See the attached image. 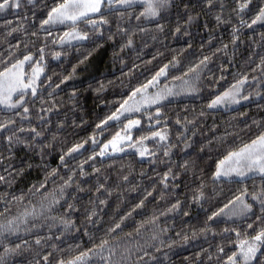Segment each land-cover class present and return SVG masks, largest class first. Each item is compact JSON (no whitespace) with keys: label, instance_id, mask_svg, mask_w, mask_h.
Returning <instances> with one entry per match:
<instances>
[{"label":"snow or ice","instance_id":"1","mask_svg":"<svg viewBox=\"0 0 264 264\" xmlns=\"http://www.w3.org/2000/svg\"><path fill=\"white\" fill-rule=\"evenodd\" d=\"M31 2L32 0H28V3ZM23 3L24 0H0V13L11 12L16 21L15 27L12 26V20L3 22L5 32L9 36L15 31L24 30L22 21L26 18L16 15L21 11ZM181 5L182 14L179 12ZM234 5L229 9L237 18V22L231 26V39L228 42L221 41L215 52L227 54L229 43L235 50L240 42L241 28L252 29L254 25L258 24L264 27V0H261L258 9L253 10L250 17H246L245 13L250 9L251 0H234ZM173 6L178 9V14L175 24L170 28V33L173 36L188 37L185 46L180 48L176 55H172L171 60L162 63L143 83L132 87L119 107L96 123L89 137L95 146L97 144L96 136L101 131V126L106 125V121L118 120L125 113L132 114L131 118L125 119L122 130H117L109 139L99 144V155L105 156L108 150L121 152L124 148H132L135 149L136 155L152 157L155 160L156 152L150 150V145L154 142L157 150H162L163 156L168 157V163L165 164L163 173L156 174L158 183L161 185L160 195L156 199H163L169 191H172L171 202L162 212L159 209H154L153 214L149 218L137 222L132 231L117 235V232L121 230V222L132 215L134 209L142 208L145 199L152 195V192L146 189L144 197L132 205L124 215L120 216L119 221L107 229L98 243L93 242L91 247H86L83 250H80V245L77 244L75 254H70L65 258L64 250L59 247L58 242L67 233L78 230L79 225L73 213L78 207H83L84 216L80 224L85 225L84 233L88 235L86 225L99 222L97 217L100 206L106 203L114 189L106 183L109 179L107 176L103 177L105 183L97 179L95 185L89 189L92 195L87 204L81 205L77 194L82 193L85 189L82 187L81 181L74 179L77 175V168L70 169L65 178L60 175V170L57 167L48 168L45 165L46 171H44L42 179L29 184L26 192L16 194L11 191H4L0 193V202L4 205L3 209L0 210V264H12L11 257L20 255L22 250L27 251L33 248L34 255L28 264H93L90 257L94 256L100 257L96 264H162L158 255L163 254L165 259L168 258L167 252L161 253L162 249L167 248L171 251L177 244H188L191 240H197L201 237L207 238L209 235L215 236L221 233H235L237 239L234 250L225 254V249L221 244L216 245L214 252L211 247L201 248L194 253L193 257L186 256L184 258L185 264H213V256L216 257L215 264H264V131H259L257 135L246 142L228 148L220 155L219 159L215 161L214 170H211L210 173L212 178L211 189H208L205 183L206 177L203 169L195 161L191 159H184L180 163L171 161L172 149L175 145L169 142L167 124L164 125V130H161L160 127H154L133 136L134 130L140 131L137 126H141V118L134 113L141 112L142 105H156V115L154 116L152 112H148L147 115L158 124L159 121L156 120V116L162 115L161 102L169 96L179 94L173 91L172 87L159 88L158 84L161 77L167 76L170 67L180 64L177 55L183 53L185 48L191 49L190 26L202 14L206 17L208 14H212L217 26L231 21V17L225 20L222 14L225 7L223 3L219 4V11H215L217 0H195V2L193 0H179V3L177 0H56L54 5L47 10V15L40 19L39 28L32 35H37V32L42 33L44 37L52 39L53 43L57 45H64L66 41L71 40L91 41L94 47L88 50L87 55H82L77 64L87 61L88 56L106 42H112L114 46L113 56L115 59H120V53L125 49L132 48L135 44L136 35L147 32L148 26L154 28L157 33H162L164 23H155V21H163L164 14L169 13ZM133 20L136 23H133ZM57 24L71 25L70 28L64 29L59 40L52 37L46 27ZM141 24L145 26L142 27ZM204 27L207 28L208 24L205 23ZM24 34L27 35V31H24ZM260 35L261 40L264 41V32ZM155 38L153 35L152 39ZM249 38L251 39V37ZM212 39L210 34L209 40ZM20 43V40L16 41L17 45ZM117 44L118 48L115 47ZM258 46L261 48L258 59L251 60L250 58L249 63L252 66L247 71L236 73L231 83H227V86L223 87L222 90L217 87V82L224 80V73L230 65L221 64V75H212L211 80L208 81V87L215 88V92L207 101L208 110L216 109L221 105H239L242 101H248L252 95L261 96L259 90L245 91V86L249 81L257 84L258 88H264V43H260ZM201 47L204 45L201 44ZM8 48L9 51L2 54L3 58L0 59V106H3L5 110L12 109L13 113L12 116H4L3 119H0V130L2 133H6V135H2V139L7 144L6 150L9 157L14 155L12 149L19 144L26 149L39 151L41 158H43L45 145L37 144L36 140L38 137H44L45 131L38 130L36 125L31 122L25 127L24 117L30 114L29 92L33 102L39 95L40 85L37 82L40 80L41 73L44 72L45 46L41 44L39 58L36 63L31 64L30 72H26L25 69L26 64L34 59L33 52L26 50L22 56L17 58L14 55L16 49L11 44L8 45ZM25 49H27L26 45ZM52 55L59 57L62 53L56 51ZM156 55L161 54L157 52ZM228 58L231 59V56ZM211 59V52L208 55L194 57L184 66V71L179 76H172L171 79L181 82L183 85L181 91L197 92L199 89L196 85L202 81V74L209 68ZM121 63H123L122 59ZM76 66V64L72 66L73 72L64 75L60 83L69 80L75 74ZM132 67L135 68L136 64H133ZM249 73L254 74L249 75ZM50 80L51 77H48L44 83H48ZM109 83L111 82L100 81L94 91L96 93L104 92ZM55 87L59 89V85H55ZM154 87L157 90L150 92L149 89ZM78 95L76 88H72L69 102L73 106L76 105ZM48 96L51 100V107L45 108V100L43 96H40L36 113V119L45 125V128H47V124H45L41 113H50L53 108L58 106V102L53 98L51 92L48 93ZM137 97L139 98L137 99ZM261 98L264 99V97ZM101 102L103 103V101ZM33 106L36 105L33 103ZM17 108L20 111H15ZM199 115L204 116L205 111H201ZM240 115H244V113H240ZM16 117H21L19 126H17ZM164 119L166 120L167 117ZM47 123L50 124L51 121L49 120ZM64 123L63 120L57 121L52 134L53 140L63 131ZM176 123L182 124L185 129V131L178 132L177 136L183 138V146L188 148L192 137L184 138L185 132L188 125L195 127L194 121L185 116L183 121L177 117ZM227 136L228 133L225 132L219 137L214 136L212 139L217 144H223L226 142ZM86 143L87 139H82L67 147L66 152L62 150V154L59 155V163L64 169H68L65 157L72 158L73 155L80 154V150L84 148ZM207 143L209 150H211V142ZM201 150H203V145ZM96 155L97 153L93 151L88 159L91 160ZM0 163L7 164L6 168H0V173H2L0 174V184H5L11 189L15 177L23 174L25 169L23 167L19 170L13 168L11 164H8L7 158L3 154H0ZM83 164L84 161L82 160L78 165L80 176L87 175ZM26 167L31 168L32 164L28 163ZM92 171L97 172L98 169L93 166ZM257 174H259V184L256 182ZM189 176H191V179L188 180L191 185V195L184 197L182 201L180 196H183V193L175 194V190L179 188L176 181L181 177L188 179ZM57 178L61 180L60 184L55 183ZM121 179L127 182L128 176L124 175ZM226 179L235 180L237 184H241V180H252V186L249 188L247 184H241L234 192L230 190L223 201H217L218 206L215 207V210L210 211V214H207L203 221L196 225H185L183 231H177L175 233L177 239L165 237L169 228L167 225H160V216L180 211H183L184 216H188L189 212L184 210V203L203 207L204 203L212 197L224 196L223 191L217 189V184ZM49 180L52 182L51 188L47 187ZM170 180L172 181L171 187H169ZM151 187L155 189L156 184ZM185 188L187 190L188 185H185ZM34 196H39L36 203L30 199ZM14 204L17 209L15 214L12 212ZM21 204L25 205L22 211L20 210ZM254 208H258V213L253 211ZM58 209H62V212ZM253 216L255 219L249 220ZM224 218L231 219L233 226L218 229L216 225ZM236 220L244 221L243 233L240 227L235 224ZM146 225H150V227L146 228ZM53 229L55 233L52 231ZM33 230H36L35 233ZM249 230L251 231L249 232ZM21 232L28 235L27 240L21 238L19 235ZM41 232H44L45 235H41ZM166 239L167 242H165ZM228 243L233 242L229 240ZM71 248L72 246H69L70 250ZM43 249L47 250L44 251ZM221 256L223 259L220 258Z\"/></svg>","mask_w":264,"mask_h":264},{"label":"trees","instance_id":"2","mask_svg":"<svg viewBox=\"0 0 264 264\" xmlns=\"http://www.w3.org/2000/svg\"><path fill=\"white\" fill-rule=\"evenodd\" d=\"M55 2L56 0H32L31 3H28V0H24L21 11L16 13V15L26 18L22 21L24 30L15 31L10 36L6 34L3 22L12 20V26L15 27L16 21L11 12L0 13V59L3 58L2 54H6L9 51V44L16 49L14 55L17 58L22 56L26 50L32 51L34 59L26 64L25 69L26 72H30L31 64L36 63L39 58L41 44L45 46L44 72L41 73L40 80L37 82L40 85L38 89L39 95L33 102L31 93L29 92L30 114L24 117L25 127L31 122L36 125L38 130L45 131V136L38 137L36 140L37 144L42 143L45 145L43 158H41L39 151L26 149L23 145L19 144L12 149L14 155L9 157L6 150L7 144L2 139V135H6V133H2V130H0V154H3L7 158L8 164H11L13 168L19 170L23 167L25 169L23 174L15 177L11 189L5 184H0V193L4 191H11L16 194L26 192L29 184L42 179L44 171H46L45 165L48 168L57 167L60 170V175L65 178L70 169L77 168V175L74 179L81 181L82 187L85 189L77 195L80 198L79 203L86 205L92 195L89 189L95 185L97 179L105 183L103 177L107 176L109 179L106 183L114 191L107 198L106 203L100 206L97 217L99 222L86 225L88 235H85V225L80 224L84 216V209L83 207H78L73 213L79 225L78 230L67 233L58 242L59 247L64 250L63 255L67 258L70 254H75V246L77 244L80 245V250H83L86 247H91L93 242L98 243L103 238L107 229L113 223L119 221L120 216L124 215L132 205L144 197L146 189L150 190L152 195L145 199V204L142 208L134 209L133 214L121 222V230L117 232V235L132 231L135 229L137 222L149 218L153 214L154 209H159L162 212L167 207V204L171 202L173 198L172 191H169L165 198L156 199L160 195L161 190V185L158 183V176L156 174L163 173L165 164L168 163V157L163 156L162 150H157L154 142L151 143L150 150L156 152L155 160L152 157L141 160L135 153L111 154L106 152L105 156L99 155V144L109 139L117 130H122L125 119L131 118V115L118 121H106V125L101 126V131L96 136L97 144L95 146L89 137L96 123L100 119H103L105 115L115 111L131 91L132 87L143 83L162 63L171 60L172 55H176L179 49L185 46V41L189 38L171 35L170 28L175 24L178 14V9L176 6H173L169 13L164 14L163 21H155V23H164L163 32L157 33L154 28L148 26L147 32L136 35L135 44L132 48L125 49L120 53V59H115L113 56L114 46L112 42H106L102 47L92 52L88 56L87 61L77 64L80 57L87 55L88 50L94 47L91 41H77L72 44L57 45L53 43L52 39L44 37L42 33L37 32V35H32L39 28L40 19L47 15V10ZM260 2L261 0H251L250 9L245 13V16L250 17L253 14V10L258 9ZM177 3H179V0H177ZM220 3L225 5L222 13L225 20L231 17V21L217 26L212 14H208L207 17L202 14L189 29L192 44L191 49L185 48L183 53H179L177 59L180 60V64L170 67L167 76L159 80L161 87L179 81H174L171 77L179 76L184 71V66L193 60L194 57L208 55L211 52L212 59L209 62V68L202 74V81L196 85L199 91L192 92V95L188 97L161 103L162 115L156 116V120L159 121L158 124L153 121L152 117L147 115L148 112H152L154 116L156 115V105L136 113L135 115L141 118V126H137L140 128V131H133V136H135L139 135L142 131H147L154 127H160L161 130H164V125L167 124L169 142L175 145L172 149L171 161L175 163H180L184 159L195 161L205 173V183L208 189L212 188L211 170H214L215 161L219 159L220 155L226 149L246 142L254 135H257L259 131H264V99L261 98L264 97V88H258V85L251 81L245 86V91L254 92L259 90L261 91V96L252 95L248 101H242L238 106L233 108L207 109V101L211 99V94L215 92V88L208 87V81L211 80L212 75H221L220 65H230L224 73V80L217 82V87L222 90L223 87L227 86V83H231L236 73L247 71L252 66L249 63V59H258V56L261 54V48L258 45L264 43L260 35L264 32V27L254 25L252 29H240V42L235 50H233V46L229 43L227 54L215 52L221 41L228 42L231 39V26L237 22L236 16L229 10L235 6L234 0H217L215 11H219ZM179 12L183 13L182 5ZM133 23H136V21L133 20ZM205 23L208 24L207 28L204 27ZM141 26L145 25L141 24ZM46 27L52 37L59 40L64 29L66 27L70 28L71 25H51ZM81 27H83V24H81ZM24 31H27L28 34L25 35ZM210 34L213 37L212 40H209ZM153 35H155V39H152ZM17 40H20V45L16 44ZM201 44L204 47H201ZM25 45L27 49H25ZM115 47L118 48V44ZM56 51L61 52L62 55L54 57L52 53ZM157 52L161 55L157 56ZM229 56H231V59L228 58ZM121 59L123 63H121ZM74 64L77 65L75 74L69 80L60 83L64 75L73 72L72 66ZM133 64H136L135 68L132 67ZM252 74L254 73H249V75ZM48 77H51V80L48 83H44L45 80H48ZM100 81H110L111 83L106 86L104 92L96 93L94 89ZM55 85H59V89ZM72 88H76L79 93L75 106L69 102ZM49 92L52 93L53 98L58 102V106L53 108L50 113H41L45 124H47V128H45V125H42L36 119V113L38 111L37 106H39L40 96H43L45 100L44 107H51V100L48 96ZM33 103L36 106H33ZM15 111H20V109L17 108ZM201 111H205L204 116L199 115ZM12 113V109L5 110L0 107V119H3L4 116H12ZM240 113H244V115H240ZM185 116L189 120H193L195 125V127L188 125L185 132L184 138L188 136L192 137L188 148H184L182 143L183 138L177 136L178 132L185 131V129L182 124L176 123V119L179 117L183 121ZM164 117H167V119L165 120ZM16 120L17 126H19L21 117H16ZM49 120L51 121L50 124L47 123ZM59 120L65 121L62 126L63 131L53 140L52 134ZM82 120L83 123H81ZM225 132L228 133L225 143L217 144L216 141H213L212 138L214 136L219 137ZM82 139H87V143L80 150V154L73 155L72 158H69V156L65 157L68 169H64L59 163V155L62 154V150L66 152L67 147H70L72 143ZM207 142H211V150H209ZM202 145L203 150H201ZM93 151L97 155L89 160L88 157ZM82 160L84 161L82 166L87 173L86 176L79 175L78 165H80ZM162 160L164 161L163 163L161 162ZM28 163L32 164L31 168L26 167ZM93 166L98 169L97 172L92 171ZM6 167L7 164L0 163V168ZM124 175L128 176L127 182L121 179ZM197 175L199 176V174ZM13 176H15V173H13ZM190 179L191 176L188 179L181 177L176 181L179 188L175 190V194L179 195L183 193V196H180L182 201L184 197L191 195V185L188 183ZM256 182L257 184L260 183L259 175L256 176ZM55 183L60 184L61 180L57 178ZM171 183L172 181L170 180L169 187H171ZM153 184H156L155 189L151 187ZM241 184H247L251 188L252 180H241ZM241 184H237L235 180L227 179L218 183L217 189L222 190L224 196L212 197L204 203L203 207L184 203V210L189 212L188 216H184L183 211L160 216V225H167L169 228L165 237L177 239L175 233L183 231L185 225H196L203 221L206 215L210 214V211L215 210V207L218 206V200L223 201L224 197L228 196L230 190L234 192ZM185 185H188L187 190ZM47 187H52L51 180H49ZM73 187H75V184H73ZM30 199L33 203H36L39 200V196H34ZM3 207V203L0 202V210ZM24 207L25 205L21 204L20 210L22 211ZM16 210V205L14 204L12 206L13 214L16 213ZM58 211L62 212V209H58ZM253 211L258 213V208H254ZM254 219V216L249 218V220ZM235 224L240 227L243 233L245 228L244 221L236 220ZM216 226L218 229L225 226L231 227L233 226V222L232 220L221 221ZM145 227L148 228L150 225H146ZM33 231L35 233L36 230ZM52 231L55 233L54 229ZM40 234L45 235L44 232ZM19 235L22 239H28V235L24 232L19 233ZM236 239L235 233L209 235L207 238L201 237L197 240L189 241L188 244H177L171 251L167 248L162 249L161 253L167 252L168 258L165 259L163 254H160L158 255V259L162 264H185L184 258L186 256L193 257L194 253L201 248L211 247L214 252L217 244H221L225 249V254H227L234 250ZM229 240L233 243H228ZM165 242H167V239ZM69 246H72L71 250ZM43 250L46 251L47 249ZM33 255L34 248L27 251L22 250L20 255L11 257L10 260L12 264H28ZM220 258L223 259V256ZM90 259L93 264H96L100 257L94 256L90 257ZM215 261L216 257L213 256V264H215Z\"/></svg>","mask_w":264,"mask_h":264},{"label":"rangeland","instance_id":"3","mask_svg":"<svg viewBox=\"0 0 264 264\" xmlns=\"http://www.w3.org/2000/svg\"><path fill=\"white\" fill-rule=\"evenodd\" d=\"M57 25H59V24H57ZM49 26H51V25H49ZM75 42H77V40L66 41L64 45H66V44H72V43H75ZM167 86L168 87H172L173 88V91L178 92L179 94L178 95L169 96L163 102L170 101V100H177V99H181V98L188 97V96H191L192 95V93H188V92L181 91V88L183 87V85L181 84L180 81L172 82V83H170ZM158 87L159 88H164V87H161L159 84H158ZM156 90H157V88H155V87L149 89L150 92H154ZM138 98L139 97H137V99ZM163 102H161V103H163ZM153 106H155V105H142V111L143 110H146V109H148L150 107H153ZM236 106H238V105H235V104L234 105H230V106H223V105H221V106H218L216 109H213V110H219V109H225V108H233V107H236ZM0 107L1 108H4L3 106H0ZM137 113H139V112H137ZM134 114H136V113H134ZM130 115H132V114L125 113L120 119H122L124 117H127V116H130ZM120 119H118V120H120ZM118 120H112V121H118ZM107 153H111V154L135 153V149H132V148H124V150L121 151V152H112L111 150H108ZM138 157L141 160L147 159V157H140V156H138ZM257 175H259V174H257ZM229 220H231V219L224 218L221 221H229Z\"/></svg>","mask_w":264,"mask_h":264}]
</instances>
